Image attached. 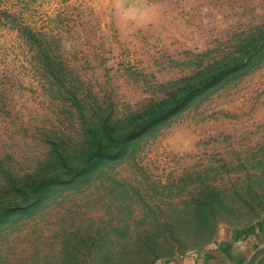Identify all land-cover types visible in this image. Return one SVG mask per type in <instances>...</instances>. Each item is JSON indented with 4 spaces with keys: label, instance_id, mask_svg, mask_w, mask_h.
<instances>
[{
    "label": "rangeland",
    "instance_id": "1",
    "mask_svg": "<svg viewBox=\"0 0 264 264\" xmlns=\"http://www.w3.org/2000/svg\"><path fill=\"white\" fill-rule=\"evenodd\" d=\"M15 21L59 37L80 108L51 89ZM262 23L264 0H0V187L60 143L74 152L91 108L122 118L168 99ZM262 53L31 212L0 220V264H154L264 217Z\"/></svg>",
    "mask_w": 264,
    "mask_h": 264
},
{
    "label": "trees",
    "instance_id": "2",
    "mask_svg": "<svg viewBox=\"0 0 264 264\" xmlns=\"http://www.w3.org/2000/svg\"><path fill=\"white\" fill-rule=\"evenodd\" d=\"M15 23L17 32L32 46L33 57L50 81L51 89L65 102L67 95L73 108H80L78 92L84 90L70 81L73 70L63 61V52L58 45L60 39L56 33L34 29L28 23ZM236 39L233 49L224 54L221 62H214L215 65L206 66L199 74L175 82L172 96L168 99L158 100L122 118L113 117L111 111L102 117L96 110L99 107L91 108L92 115L87 119L89 124L74 146L77 148L74 152L60 143L56 155H47L46 162L33 173L16 178L13 175L5 177L0 187L1 225L14 215L31 212L52 187L74 182L97 161L116 157L128 148L126 145L129 142L171 119L196 97L228 82L239 70L258 62L264 50V24H259L253 31L241 33Z\"/></svg>",
    "mask_w": 264,
    "mask_h": 264
},
{
    "label": "crops",
    "instance_id": "3",
    "mask_svg": "<svg viewBox=\"0 0 264 264\" xmlns=\"http://www.w3.org/2000/svg\"><path fill=\"white\" fill-rule=\"evenodd\" d=\"M264 246V217L243 228H222L214 241L199 251L180 253L154 264H247ZM254 264H264V255Z\"/></svg>",
    "mask_w": 264,
    "mask_h": 264
},
{
    "label": "water",
    "instance_id": "4",
    "mask_svg": "<svg viewBox=\"0 0 264 264\" xmlns=\"http://www.w3.org/2000/svg\"><path fill=\"white\" fill-rule=\"evenodd\" d=\"M264 255V246L257 249L248 260L247 264H254V262L260 257Z\"/></svg>",
    "mask_w": 264,
    "mask_h": 264
}]
</instances>
